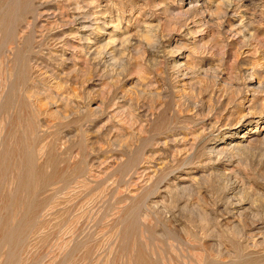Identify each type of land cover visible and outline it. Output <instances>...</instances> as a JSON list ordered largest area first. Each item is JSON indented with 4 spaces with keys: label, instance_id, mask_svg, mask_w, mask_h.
Listing matches in <instances>:
<instances>
[{
    "label": "rangeland",
    "instance_id": "obj_1",
    "mask_svg": "<svg viewBox=\"0 0 264 264\" xmlns=\"http://www.w3.org/2000/svg\"><path fill=\"white\" fill-rule=\"evenodd\" d=\"M0 264H264V0H0Z\"/></svg>",
    "mask_w": 264,
    "mask_h": 264
}]
</instances>
